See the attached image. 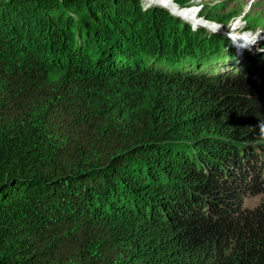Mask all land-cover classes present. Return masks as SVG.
I'll return each mask as SVG.
<instances>
[{"label": "trees", "instance_id": "1", "mask_svg": "<svg viewBox=\"0 0 264 264\" xmlns=\"http://www.w3.org/2000/svg\"><path fill=\"white\" fill-rule=\"evenodd\" d=\"M254 43L236 61L138 0H0V264H264Z\"/></svg>", "mask_w": 264, "mask_h": 264}, {"label": "rangeland", "instance_id": "2", "mask_svg": "<svg viewBox=\"0 0 264 264\" xmlns=\"http://www.w3.org/2000/svg\"><path fill=\"white\" fill-rule=\"evenodd\" d=\"M138 1L143 9L157 6L165 8L172 11L173 14L181 16V18L190 22L192 26L201 25L207 28L209 27V29L212 30L220 31L225 35L227 34L234 45V54L237 56L235 57L236 61L240 60L242 54L246 53L248 49L255 46L254 42L256 39L264 38V0H186L185 5H180L175 2V0ZM217 2L222 3L223 8L221 14L226 16H223L224 19H226L223 25L224 27H220L216 23H210L200 15L203 4L205 6L206 4ZM183 9L189 11H184ZM245 16H249L250 18L259 17L261 22L257 27L253 28V30H249V28L247 29L245 27ZM248 52H250V50ZM260 198V195L245 197L243 205L246 207H253L259 202Z\"/></svg>", "mask_w": 264, "mask_h": 264}]
</instances>
